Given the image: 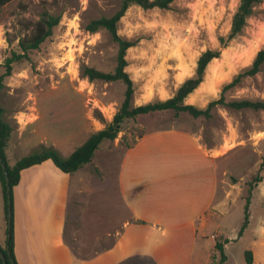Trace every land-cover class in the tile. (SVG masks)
Wrapping results in <instances>:
<instances>
[{
  "label": "rangeland",
  "instance_id": "obj_1",
  "mask_svg": "<svg viewBox=\"0 0 264 264\" xmlns=\"http://www.w3.org/2000/svg\"><path fill=\"white\" fill-rule=\"evenodd\" d=\"M120 1L14 0L0 8V75L4 72L6 58L18 51L19 39L31 33L33 23L45 13L60 18L52 35L29 54L28 60L13 64L11 75L4 79L1 105L4 119L12 127L6 150L10 165L41 146L52 147L66 158L91 134L111 122L124 99L125 85L119 81L90 82L82 76L81 67L114 71L117 44L106 31L90 33L85 28L91 20L112 16L119 9ZM238 3L239 0H174L170 9L144 10L130 6L117 24V33L135 42L125 57V71L134 88L132 105L166 100L186 79L194 76L201 53L207 49L218 50L219 38L229 33ZM263 48L264 0H261L256 13L247 20L242 35L222 49L218 59L210 62L203 82L185 103L205 109L209 102L221 96L225 101L264 103V64L255 76L245 77L235 87L222 92L223 86L249 67ZM182 73L184 77L181 78ZM172 128L195 134L209 150L228 153V165L232 170L227 173V182L236 184V188L230 204L211 221L208 231L219 226L224 237H236L226 245L230 255L227 264H248L245 252L258 249L259 224L264 222V180L252 192L249 227L240 236L239 231L244 220L248 183L257 175L264 177V168L259 170L264 159V110L216 106L208 119L160 112L126 120L116 138L102 142L92 161L77 170L81 182L96 184L93 190L96 196L99 182L105 180L99 171L101 166L113 167L144 134ZM225 144L233 148L225 151ZM106 176L107 181L108 178L114 181V172L108 171ZM44 182H47L45 178ZM83 191L75 189L71 195L77 206L73 208L75 220L67 225L68 232L78 230L81 225L77 222L79 207L89 198ZM17 193L14 186L16 219ZM46 196H51L49 190L44 198ZM59 198L56 201L65 200L63 196ZM232 227H236L235 232L231 231ZM6 229L5 201L0 184L2 248L6 246Z\"/></svg>",
  "mask_w": 264,
  "mask_h": 264
},
{
  "label": "crops",
  "instance_id": "obj_2",
  "mask_svg": "<svg viewBox=\"0 0 264 264\" xmlns=\"http://www.w3.org/2000/svg\"><path fill=\"white\" fill-rule=\"evenodd\" d=\"M228 156L207 149L193 133L152 131L138 138L113 167L99 168L105 180L96 196V184L82 183L78 171L64 174L48 161L27 168L15 186L17 219L14 199L12 205L15 262L218 264L219 243L225 254L222 264H227L226 245L236 237H224L219 226L208 230L236 188L227 182L232 170ZM108 171L114 172V181H107ZM79 187L89 198L79 207L78 230L68 232L77 206L71 195ZM47 190L51 196L44 198ZM59 196L65 200L56 201ZM257 241L250 264H264V222Z\"/></svg>",
  "mask_w": 264,
  "mask_h": 264
},
{
  "label": "trees",
  "instance_id": "obj_3",
  "mask_svg": "<svg viewBox=\"0 0 264 264\" xmlns=\"http://www.w3.org/2000/svg\"><path fill=\"white\" fill-rule=\"evenodd\" d=\"M14 0H0V8ZM174 0H121L119 9L110 17H102L99 19L91 20L86 25V30L90 33H95L99 30L106 31L111 40L117 44V64L113 72H102L88 66L81 67L82 76L86 77L90 82L92 81H104L115 82L119 81L125 85L124 99L113 116L111 122H109L102 130L91 134L86 141L77 147L68 157H62L57 150L52 147L41 146L39 150L27 155L13 165H10L6 158V150L12 134L11 125L4 119V109L1 105V92L4 88V79L11 75L13 64L23 60L29 59V54L32 51L37 50L40 45L47 40L53 32V29L59 24L60 18L58 16L43 14L39 20L32 24L31 33L26 37L19 39L18 51H13L11 56L6 58L4 63V72L0 75V157L3 163L6 165V171L10 179L11 185V199L13 205L12 189L19 182L21 171L40 165L44 162H51L60 172L64 174H72L79 170L82 166L90 163L93 156L104 141H112L116 138L121 131L124 121L129 119H135L138 116L149 115L160 112H171L175 116L181 114H187L192 118H210V112L212 108L216 106H226L230 109H252V110H264V103L258 101L249 100H234L225 101L223 96L218 100H214L208 103L205 109L197 108L194 105L186 104L185 100L191 95L203 82L205 71L207 66L215 59H218L221 54V50L226 48L228 44L242 35V32L246 26L247 20L253 16L261 0H239L235 13L233 14L230 30L226 36L219 38L220 47L218 50L207 49L197 59L196 69L194 76L186 79L176 90L174 95L166 100H159L155 102H149L139 106L132 105V98L134 93L133 82L130 79L128 73L125 71L127 66L126 52L129 48L135 45V42L123 39L117 33V24L124 16L127 9L132 6H138L141 9H170ZM264 64V48L257 52L253 62L243 71L238 73L231 82L223 86L222 92H225L235 87L245 77L255 76L261 71V67ZM264 168V159L260 164L259 170ZM264 170V169H263ZM262 170V171H263ZM264 180L263 176L257 175L252 178L248 183L247 194L245 196V214L244 220L240 227L239 236L242 235L244 230L249 225V206L251 196L256 185ZM0 184L2 187V193L5 201V219H7V207H6V193L3 171L0 166ZM227 242V241H226ZM216 251L219 253V263L222 264L225 261V254L223 245L216 243ZM0 250L5 253V249L0 246ZM9 250L11 257L15 262L13 255V221L11 224V237L9 241ZM246 262L250 264L252 262V254L250 251L245 252ZM0 264H2L0 260ZM7 264H10L7 261ZM15 264H17L15 262Z\"/></svg>",
  "mask_w": 264,
  "mask_h": 264
},
{
  "label": "water",
  "instance_id": "obj_4",
  "mask_svg": "<svg viewBox=\"0 0 264 264\" xmlns=\"http://www.w3.org/2000/svg\"><path fill=\"white\" fill-rule=\"evenodd\" d=\"M0 166L3 171L4 176V183H5V193H6V207H7V219H6V226H7V239H6V246H5V253L0 250V260L2 264H7V261L10 264H15L14 260L11 257V253L9 250V241L11 237V224H12V199H11V185L10 179L8 176V172L6 171V165L3 163L2 158L0 157Z\"/></svg>",
  "mask_w": 264,
  "mask_h": 264
},
{
  "label": "bare ground",
  "instance_id": "obj_5",
  "mask_svg": "<svg viewBox=\"0 0 264 264\" xmlns=\"http://www.w3.org/2000/svg\"><path fill=\"white\" fill-rule=\"evenodd\" d=\"M182 77H184V74H183V73L181 74V78H182ZM189 96H190V95H189ZM261 134H262V133H261ZM259 135H260V134H259ZM261 138H263V136H261L260 139H261ZM257 140H258V139H257ZM232 148H233V147H232L231 145H229V144H225L223 149H224V150H228V149H232Z\"/></svg>",
  "mask_w": 264,
  "mask_h": 264
}]
</instances>
